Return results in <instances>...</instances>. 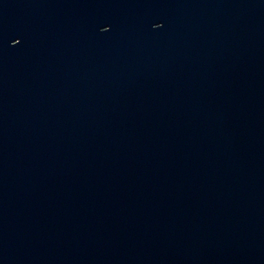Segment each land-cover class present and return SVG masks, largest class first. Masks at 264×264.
I'll return each instance as SVG.
<instances>
[{"label": "water", "instance_id": "95a60500", "mask_svg": "<svg viewBox=\"0 0 264 264\" xmlns=\"http://www.w3.org/2000/svg\"><path fill=\"white\" fill-rule=\"evenodd\" d=\"M0 264H264V0H0Z\"/></svg>", "mask_w": 264, "mask_h": 264}]
</instances>
